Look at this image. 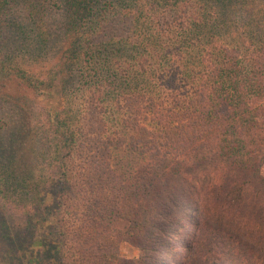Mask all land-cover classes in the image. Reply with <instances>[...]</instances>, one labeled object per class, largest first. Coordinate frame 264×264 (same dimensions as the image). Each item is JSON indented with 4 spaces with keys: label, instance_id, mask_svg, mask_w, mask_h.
<instances>
[{
    "label": "trees",
    "instance_id": "obj_1",
    "mask_svg": "<svg viewBox=\"0 0 264 264\" xmlns=\"http://www.w3.org/2000/svg\"><path fill=\"white\" fill-rule=\"evenodd\" d=\"M0 83L43 136L19 178L0 114V264H264V0H0Z\"/></svg>",
    "mask_w": 264,
    "mask_h": 264
},
{
    "label": "rangeland",
    "instance_id": "obj_2",
    "mask_svg": "<svg viewBox=\"0 0 264 264\" xmlns=\"http://www.w3.org/2000/svg\"><path fill=\"white\" fill-rule=\"evenodd\" d=\"M0 87V92L5 93L7 98L5 103L0 100V114L14 118H11L13 125L3 134L5 161H8L11 172L21 179L32 174L40 176L43 160L39 156V150L43 136L36 130L39 126L36 110L39 103L15 83H0ZM114 163L119 173L127 171L134 174L144 160L130 150H121L116 154ZM112 225L120 230L127 229V223L119 219H115ZM3 244L0 240V246ZM121 253L126 260L138 257V250L127 243L122 244Z\"/></svg>",
    "mask_w": 264,
    "mask_h": 264
}]
</instances>
